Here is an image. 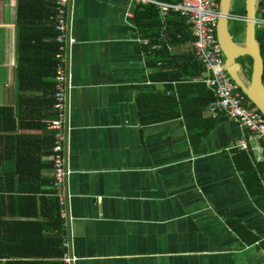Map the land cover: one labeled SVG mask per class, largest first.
Returning <instances> with one entry per match:
<instances>
[{"label": "crops", "instance_id": "1", "mask_svg": "<svg viewBox=\"0 0 264 264\" xmlns=\"http://www.w3.org/2000/svg\"><path fill=\"white\" fill-rule=\"evenodd\" d=\"M136 4L72 0L71 173L63 188L74 264H264L258 245L264 240V210L255 204L234 163L236 151L246 152L252 163L263 161L258 141L223 116L205 134L197 115L187 121L182 114L155 123L140 121L139 94L174 96L190 111L200 91L185 84L196 79L148 78L153 70L137 48L147 40L132 29ZM15 19L16 0H0V106L13 108ZM169 50L192 52V42L171 44ZM153 105L161 111L170 108L165 101ZM203 117L212 116L205 111ZM240 140L246 149L237 147ZM41 159L50 161L49 155ZM5 168L0 164V172ZM41 174L53 177L52 168ZM253 237L257 241L248 243ZM9 261L16 260L0 258L2 264Z\"/></svg>", "mask_w": 264, "mask_h": 264}, {"label": "trees", "instance_id": "2", "mask_svg": "<svg viewBox=\"0 0 264 264\" xmlns=\"http://www.w3.org/2000/svg\"><path fill=\"white\" fill-rule=\"evenodd\" d=\"M235 5L236 9L231 13L245 15L244 0H236ZM53 14L54 0H16L17 95L15 108L0 106V164L6 165V170L0 172V184L6 185L5 188L0 186V258L16 260L6 264H63L60 258L65 219L60 215L54 195L53 177L41 174L43 169L52 168L51 161L41 158L51 154L53 133L47 124L56 117L54 82L49 80L55 75L58 53ZM256 17L264 18V0H259ZM132 22L133 32L140 40H147L145 44L139 43L137 48L145 58L146 67L153 70L148 78L154 82L196 79L194 84H185L200 91L194 102L196 107L190 111L184 110L180 99L174 96L141 93L136 98L140 121L155 123L179 114L187 121L197 115L205 134L222 116L203 117L213 99L212 91L198 80L205 76L204 69L192 52L173 54L169 50L171 44L193 42L189 25L176 12L160 14L158 8L150 3L135 5ZM228 24L229 33L236 40L243 32L244 23L230 21ZM255 36L263 62L264 84V28H256ZM236 61L248 78L251 58L241 56ZM159 101H165L169 110L161 111L159 107L156 110L153 103ZM36 129L41 133H25V130ZM234 163L255 204L264 210V160L252 163L246 152L236 151ZM5 216L9 220H2ZM233 227L240 233V228ZM255 240L253 237L247 242ZM258 245L264 251V240Z\"/></svg>", "mask_w": 264, "mask_h": 264}, {"label": "built area", "instance_id": "3", "mask_svg": "<svg viewBox=\"0 0 264 264\" xmlns=\"http://www.w3.org/2000/svg\"><path fill=\"white\" fill-rule=\"evenodd\" d=\"M136 3H150L158 8L160 14L168 11L176 12L185 19L193 36L192 53L202 65L205 76L201 82L212 91L213 99L206 112L210 116H223L233 119L245 128L258 141V150L264 155V116L254 104L243 94L231 80L224 67V59L216 38V22L218 18V0H179L177 2H159L156 0H135ZM72 0H54L53 23L54 41L58 53L54 75L53 108L56 117L48 121V129L53 133L52 148L49 159L52 164L55 197L60 207V215L65 219L62 234L63 253L60 258L63 264H74L75 257L70 252V236L67 231L65 211L64 185L71 173L67 165V147L69 127L67 123L69 108V92L72 88L69 66L72 45L75 42L70 32V15ZM245 15L228 14V22L244 23ZM256 28H264V18L256 17ZM237 147L246 149L244 140Z\"/></svg>", "mask_w": 264, "mask_h": 264}, {"label": "water", "instance_id": "4", "mask_svg": "<svg viewBox=\"0 0 264 264\" xmlns=\"http://www.w3.org/2000/svg\"><path fill=\"white\" fill-rule=\"evenodd\" d=\"M232 0H219L215 32L220 46L226 73L245 96L264 116L263 62L255 36L256 13L259 0H244L246 20L242 34L235 40L229 33L228 14ZM249 56L252 60L249 77L243 74L238 57Z\"/></svg>", "mask_w": 264, "mask_h": 264}, {"label": "rangeland", "instance_id": "5", "mask_svg": "<svg viewBox=\"0 0 264 264\" xmlns=\"http://www.w3.org/2000/svg\"><path fill=\"white\" fill-rule=\"evenodd\" d=\"M235 1L236 0H232V2H231L230 12H231V10H235L236 9ZM228 23H230V22H228Z\"/></svg>", "mask_w": 264, "mask_h": 264}]
</instances>
